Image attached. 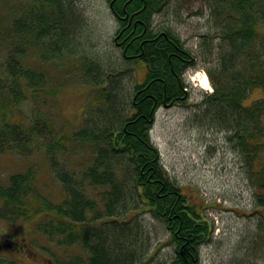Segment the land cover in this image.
<instances>
[{"label": "trees", "instance_id": "16d2710c", "mask_svg": "<svg viewBox=\"0 0 264 264\" xmlns=\"http://www.w3.org/2000/svg\"><path fill=\"white\" fill-rule=\"evenodd\" d=\"M73 1L0 0V155L16 147L29 156L42 150L60 184L55 195L45 189L54 184H39L35 162L8 174L0 179V219L39 218L35 231L50 242L42 249L50 255L47 264H151L157 247L152 249V240L140 229L136 207L142 203L169 232L173 255L159 264H201L200 247L209 240L212 224L201 205L171 179L150 138L155 110L186 102L182 74L195 62L176 32L152 27L153 14L167 0H107L119 22L122 56L145 63L129 104L122 106L114 93L116 74L83 60L81 82L98 90L91 104L98 106L96 113H87L83 126L42 144L39 136L53 120L18 108L28 98H41L46 106L74 85L56 61L66 52L76 55L70 42L77 31ZM207 11L213 32L206 35L218 37L219 43L215 64L207 69L213 91L201 101L200 119L226 131L241 155L264 239V33L258 31L264 0H208ZM255 90L263 95L247 102ZM59 150L67 159L76 156L67 169L54 159ZM77 150L86 154L80 158ZM127 207L133 209L129 218L122 216ZM0 264L27 263L0 255Z\"/></svg>", "mask_w": 264, "mask_h": 264}, {"label": "rangeland", "instance_id": "374dc122", "mask_svg": "<svg viewBox=\"0 0 264 264\" xmlns=\"http://www.w3.org/2000/svg\"><path fill=\"white\" fill-rule=\"evenodd\" d=\"M207 1L167 0L165 6L152 16L154 30L170 28L176 32L193 54L195 62L184 72L188 95L186 102L163 105L156 110L151 138L171 179L181 186L183 193L201 205L212 224L209 240L200 247V263L264 264L260 213L254 202L253 189L243 171L241 155L227 139L226 131L207 127L213 126L210 120L205 117L201 123L200 119L204 110L201 101L204 95L213 91V87L209 77L210 89L202 88L193 77L197 72L206 73L207 69L213 67L219 43L218 37L206 35L213 32L208 21ZM70 11L72 17L77 19L73 27L77 31L70 41L76 55L66 52L56 61L74 85L62 90L46 106L41 98L37 101L28 98L18 105L22 114L53 120L39 136L42 144L52 141L61 133L76 131V127L83 126L87 113H96L98 106L91 104L97 102L94 91L98 90L96 86L92 88V85L81 82L84 70L79 69L80 61H96L98 69L117 75L118 88L114 93L122 106L130 103L135 83L144 76L145 63L123 57L122 49L115 44L113 37L118 23L106 0H74ZM258 31L264 33V21L259 23ZM262 95V91L255 90L247 102ZM99 107L105 108V105L100 104ZM197 119L202 125L196 124ZM18 149L16 147L13 152L6 151L0 155V179L5 180L10 173L24 171L35 162L33 167L39 184L50 182V185L54 184L53 188L45 189L52 190L54 195L59 192L60 184L51 173L44 152L35 150L29 156V152L23 154ZM61 151L55 152L54 159L60 167L67 169L76 156L67 159L66 151ZM76 153L79 157L86 154L85 150H77ZM79 163L86 165L82 161ZM128 182L132 185L130 178H127ZM132 204L129 202L127 205ZM136 208L140 229L149 235L153 242L152 249L157 247L151 264L170 259L173 247L164 223L146 211L142 203ZM132 212L133 209L127 207L122 216L129 218ZM38 219L17 223L0 219V255L20 263L47 264L50 255L42 249L50 242L42 233L35 231Z\"/></svg>", "mask_w": 264, "mask_h": 264}, {"label": "bare ground", "instance_id": "6f19581e", "mask_svg": "<svg viewBox=\"0 0 264 264\" xmlns=\"http://www.w3.org/2000/svg\"><path fill=\"white\" fill-rule=\"evenodd\" d=\"M115 36H116V38L118 39L119 38V36H120V33H116V31H115ZM193 79L194 80H196V81H198V84L202 87V88H205V83H207L208 85H209V87L208 88H205V89H209L210 88V84H209V81H208V78H207V75L205 74V73H203V72H199V73H196L195 75H194V77H193ZM134 88H135V85H134ZM134 98V89H133V93H132V96H131V98H130V102H131V99H133ZM169 105H171V104H166V106H169ZM161 106H163V105H161ZM160 107V106H159ZM158 107V108H159ZM157 108V109H158ZM156 109V110H157ZM156 110H155V113H156ZM154 113V114H155Z\"/></svg>", "mask_w": 264, "mask_h": 264}, {"label": "clouds", "instance_id": "9594fccd", "mask_svg": "<svg viewBox=\"0 0 264 264\" xmlns=\"http://www.w3.org/2000/svg\"><path fill=\"white\" fill-rule=\"evenodd\" d=\"M208 87H209V85L207 83H205V88H208Z\"/></svg>", "mask_w": 264, "mask_h": 264}]
</instances>
